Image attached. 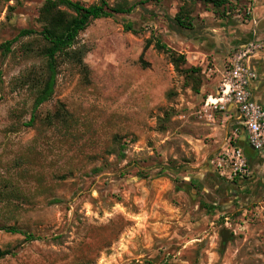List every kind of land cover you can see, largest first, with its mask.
<instances>
[{
    "label": "rangeland",
    "instance_id": "1",
    "mask_svg": "<svg viewBox=\"0 0 264 264\" xmlns=\"http://www.w3.org/2000/svg\"><path fill=\"white\" fill-rule=\"evenodd\" d=\"M47 1L0 0V48L41 32ZM107 1L130 13L90 23L37 110L46 42L0 49V264H264V213L214 179L204 109L255 0L226 18L194 0Z\"/></svg>",
    "mask_w": 264,
    "mask_h": 264
},
{
    "label": "built area",
    "instance_id": "2",
    "mask_svg": "<svg viewBox=\"0 0 264 264\" xmlns=\"http://www.w3.org/2000/svg\"><path fill=\"white\" fill-rule=\"evenodd\" d=\"M264 49L260 42H249L230 56L221 86L216 96L205 100V112H225L230 105L236 107L247 131L249 146L257 153L264 152V107L255 101L251 85L258 80L252 60ZM215 173L227 182L252 175L248 159L242 149L232 145V140L210 161ZM255 216L264 213V196L255 205Z\"/></svg>",
    "mask_w": 264,
    "mask_h": 264
},
{
    "label": "trees",
    "instance_id": "3",
    "mask_svg": "<svg viewBox=\"0 0 264 264\" xmlns=\"http://www.w3.org/2000/svg\"><path fill=\"white\" fill-rule=\"evenodd\" d=\"M194 1L212 6L216 11L221 12L222 18H226L227 6L233 1L239 0ZM60 8H65L71 12L72 15H66L60 10ZM127 13H130V10L126 11L120 8H112L107 0H98V3L89 7H85L80 3H75L70 0H50L46 2L41 11V23L45 25L41 32L35 30H23L14 41L6 42L1 46L0 49L3 53L8 55L12 52V46L18 39L39 36L46 42L48 47L44 49V56L47 59V79L44 82L43 90L35 101V110L48 103L55 93L58 76V58L62 55L71 56L73 60H80L82 58L83 54L80 51H73L72 49L77 44L79 35L87 30L90 23L101 19H112L115 15H123ZM181 13L175 16L174 22L180 28L188 29L186 19L181 16ZM128 30L130 29L128 28ZM160 48L166 49L164 46H160ZM146 49H148V46ZM31 123H33V120ZM4 231L12 235H24L29 242L36 241L35 236L23 233L16 228H4ZM8 255H11L10 252L0 251V260Z\"/></svg>",
    "mask_w": 264,
    "mask_h": 264
},
{
    "label": "crops",
    "instance_id": "4",
    "mask_svg": "<svg viewBox=\"0 0 264 264\" xmlns=\"http://www.w3.org/2000/svg\"><path fill=\"white\" fill-rule=\"evenodd\" d=\"M253 6L250 13V23L241 25L239 30H237L235 34L232 33L233 35L230 36L231 44L229 47H231V53L253 41L260 42L264 45V0H255ZM258 33L260 37L255 40V36H257ZM224 51L225 50L221 51L222 56H224ZM228 61L229 57L226 64L227 66ZM252 66L258 73V80L251 85L253 97L256 102L264 107V49L252 60ZM224 73L220 72V75H217L216 79L213 80L211 93L208 94V96H216L218 94ZM212 114H215V117L211 116V123L208 125V137H210L209 148L212 150L210 161L220 154L221 150L229 144V140L231 139L232 145L242 149L252 170V175L250 177L239 178L234 184L222 180L213 170L214 179L216 181L220 180L224 184H231L230 187L232 189H228V191L225 192V196L230 195V197L240 200L243 198L249 199L251 197L253 202L255 201L258 203L264 196V152L257 153L249 146L247 131L242 125L235 106L230 105L227 111L215 112ZM205 147H207V145H205ZM220 187L221 186L218 184H214V190L218 191Z\"/></svg>",
    "mask_w": 264,
    "mask_h": 264
},
{
    "label": "water",
    "instance_id": "5",
    "mask_svg": "<svg viewBox=\"0 0 264 264\" xmlns=\"http://www.w3.org/2000/svg\"><path fill=\"white\" fill-rule=\"evenodd\" d=\"M228 239H229V237L227 239L224 237V242L226 243L228 241Z\"/></svg>",
    "mask_w": 264,
    "mask_h": 264
},
{
    "label": "bare ground",
    "instance_id": "6",
    "mask_svg": "<svg viewBox=\"0 0 264 264\" xmlns=\"http://www.w3.org/2000/svg\"><path fill=\"white\" fill-rule=\"evenodd\" d=\"M225 238H226V239L228 238L227 235H225Z\"/></svg>",
    "mask_w": 264,
    "mask_h": 264
}]
</instances>
